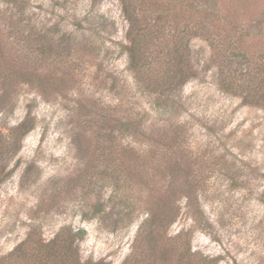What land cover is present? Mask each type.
<instances>
[{"label":"rangeland","instance_id":"1","mask_svg":"<svg viewBox=\"0 0 264 264\" xmlns=\"http://www.w3.org/2000/svg\"><path fill=\"white\" fill-rule=\"evenodd\" d=\"M127 1L155 35L137 74L120 0H0V264L62 227L84 231L91 264H176L188 246L182 264H264V109L223 91L219 65L233 45L264 60V0ZM201 22L214 39L189 37L195 77L155 92L173 32ZM150 209L170 221L154 253L139 230Z\"/></svg>","mask_w":264,"mask_h":264},{"label":"trees","instance_id":"2","mask_svg":"<svg viewBox=\"0 0 264 264\" xmlns=\"http://www.w3.org/2000/svg\"><path fill=\"white\" fill-rule=\"evenodd\" d=\"M94 2L97 0H93ZM122 3V10L126 20L128 22V30L126 36L130 42L129 46H124V51L127 54L128 66L129 68L137 74L142 66L150 65L149 58L146 55L147 47L154 40L155 35H151L147 26L139 27L136 23L137 18L133 13L132 9L128 8L127 0H120ZM139 28V31H138ZM141 29L146 32L147 38L150 40L148 43L145 42L143 46L138 44L134 45V38L137 36L136 33L141 32ZM189 34H186L185 30H178L172 34V47L168 49L169 52H164L165 56H162L159 60L158 66L160 69V75L156 76V80H152L149 84L151 86H156L155 92H172L177 88H181L187 81L195 77L196 70H187L188 66H196V61L189 54L188 40L190 36L196 35L204 37L206 39H212L213 34L208 30V26L201 22L197 24V27L190 30ZM135 33V34H133ZM159 32H157L158 34ZM133 34V37L131 36ZM159 38V37H158ZM235 43H239L240 36H236ZM214 39V38H213ZM213 41L211 47H215V54L211 55V59L215 60L216 57L221 53L219 45L216 40ZM25 45H28V39L24 38ZM215 43V44H214ZM233 48H225L223 53L225 59L220 62V66L227 69L229 74H224L223 79H221L220 87L223 91L232 94L240 95L243 103L257 105L264 109V60L259 57L252 58L249 57L248 51L244 49H239L237 45H233ZM147 51V52H146ZM230 53V56L228 54ZM236 58V60L234 59ZM228 58V61L226 60ZM234 61V66H242L240 70L230 69V64ZM237 63V64H236ZM245 65V66H244ZM244 66V67H243ZM222 71V69L220 68ZM159 78V79H158ZM233 78H237L238 82L233 85ZM167 81V82H166ZM166 82V83H165ZM166 84H168L166 86ZM165 102V101H164ZM165 107H175L174 100H169L165 102ZM160 104V103H159ZM158 104V105H159ZM23 123L19 124L20 128V138L27 132V130L22 129ZM9 172L0 174V182L5 179ZM170 221H159L156 215V211L149 210L147 216L143 219L140 224L139 230L143 233L145 232V248L148 253H154L152 249L158 248L152 240L151 232L157 233V229L166 227ZM142 233V235H143ZM84 231L78 229L72 232L68 227H62L54 235V237L47 241L42 242L41 240L35 241L32 235L29 233L26 238L18 244L13 252H11L8 257L13 258L19 264H91L89 262H84L81 260L78 248V242L82 240ZM158 248L157 250H159ZM155 251V249H154ZM26 252V253H25ZM161 255L165 252L161 251ZM169 253V252H168ZM176 259V264H182V261L189 256H194V252H190V248L184 247L179 251ZM163 260L161 259L160 262ZM194 261V260H193ZM193 261L189 264H197ZM217 258L206 256L200 259L198 264H216ZM99 264V263H94Z\"/></svg>","mask_w":264,"mask_h":264}]
</instances>
